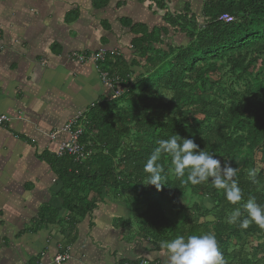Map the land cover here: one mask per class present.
I'll return each instance as SVG.
<instances>
[{"label":"crops","instance_id":"1","mask_svg":"<svg viewBox=\"0 0 264 264\" xmlns=\"http://www.w3.org/2000/svg\"><path fill=\"white\" fill-rule=\"evenodd\" d=\"M202 2L0 0V115L8 119L0 126V264H57L65 249L70 259L61 264H164L133 190L75 187L56 152L66 124L77 118L84 133L86 115L111 94L92 64L71 55L105 50L127 68L142 67L149 54L135 41L146 40L147 51L184 45L171 18L199 20ZM195 202L212 207L206 196ZM170 206L161 204L168 218ZM193 211L185 215L198 224L213 222L212 212Z\"/></svg>","mask_w":264,"mask_h":264},{"label":"trees","instance_id":"2","mask_svg":"<svg viewBox=\"0 0 264 264\" xmlns=\"http://www.w3.org/2000/svg\"><path fill=\"white\" fill-rule=\"evenodd\" d=\"M223 15L232 20L221 21ZM196 18H171V26L186 34L184 45L147 51L146 40L135 41L137 51L149 54L142 67L130 69L118 59L105 61L103 69L118 76L127 92L96 104L86 115L80 143L91 152L87 160L57 161L63 177L75 187L92 189L97 195L105 187L132 189L135 203L145 207L150 217L147 231L159 250L161 241L176 235L213 233L225 264H264V256H259L263 245L251 253L244 249L252 239L264 244V229L254 222L247 228L227 222L231 211L249 198L264 205V0H203ZM172 135L194 139L201 150L220 159L222 167L224 159H231V166L239 169L241 205L230 204L224 191L210 182L182 184L166 155L160 161L165 185L157 190L142 184L147 175L144 164L156 141ZM253 167L258 170L255 183L247 175ZM186 191L190 200L183 208L180 197ZM193 195L206 196L211 209L197 204ZM164 201L182 222L163 215ZM185 210L212 212L213 222L198 224ZM246 217L242 212L240 219Z\"/></svg>","mask_w":264,"mask_h":264},{"label":"clouds","instance_id":"3","mask_svg":"<svg viewBox=\"0 0 264 264\" xmlns=\"http://www.w3.org/2000/svg\"><path fill=\"white\" fill-rule=\"evenodd\" d=\"M157 146L144 164L143 171L147 174L144 185L155 186L160 190L165 185V168L160 162L162 155H166L172 166L171 171L182 184L201 185L211 183L217 190H223L227 201L233 205H241L244 200L243 192L238 186V168L231 166V159L221 160L214 154L201 150L200 146L191 138H181L172 135L158 139ZM258 170L248 169L247 175L253 183L256 182ZM242 212L247 217L240 219ZM227 222L241 228L255 223L264 229V205L249 198L241 206L235 207L227 216ZM161 255L166 257L164 264H225L222 252L218 247L216 236L213 233L192 234L185 237L176 235L169 240L160 242Z\"/></svg>","mask_w":264,"mask_h":264},{"label":"built area","instance_id":"4","mask_svg":"<svg viewBox=\"0 0 264 264\" xmlns=\"http://www.w3.org/2000/svg\"><path fill=\"white\" fill-rule=\"evenodd\" d=\"M221 21L230 22L232 19L223 15L220 17ZM2 46L0 44V51ZM118 57V53L111 52L107 54L105 50H98L96 52L83 55V54H72L71 59L78 61L79 63H90L92 64L98 73L99 81L111 89V94L109 100H115L121 97L127 88L121 86V80L116 75H110L106 70L103 69L105 61L107 59H112ZM77 119V118H76ZM76 119L70 120L66 126L61 130L66 135V140L61 142L57 146L56 156L61 157H70L74 162L81 163L88 159L91 155L90 151L86 150V146L80 143V138L83 135V127L76 125ZM8 122V119L5 116L0 115V126L5 125ZM55 134L51 135V138H54ZM69 250L65 249L62 253L57 254L53 258V262L57 264L64 263L70 259ZM40 264V263H36ZM126 264H160L157 261L150 260H140L136 263H126Z\"/></svg>","mask_w":264,"mask_h":264},{"label":"rangeland","instance_id":"5","mask_svg":"<svg viewBox=\"0 0 264 264\" xmlns=\"http://www.w3.org/2000/svg\"><path fill=\"white\" fill-rule=\"evenodd\" d=\"M216 77L214 76V75H212L211 76V80L212 81H216ZM215 92V88L213 89V91L212 92H210V93H214ZM209 94H207L206 96H208ZM200 198V196L199 195H193V200H197V199H199ZM188 200H190V193L188 192V191H186V193L185 194H183V196H182V203L184 204V205H188V203L189 202H187ZM164 203V202H163ZM162 208V207H161ZM161 211H162V209H161ZM170 212V216H171V211H167L166 212V216H167V214ZM186 214H189V212L188 213H186ZM208 228H210V226H208ZM251 241V240H250ZM248 242V244L247 245H245V247H244V249L246 250V252H248V253H251L252 252V248H255V246H259V245H263L264 246V244H262V240L261 239H258V240H253L252 239V241L251 242Z\"/></svg>","mask_w":264,"mask_h":264}]
</instances>
